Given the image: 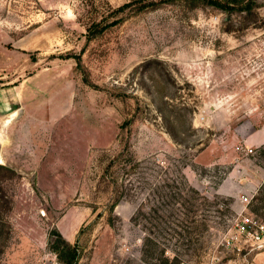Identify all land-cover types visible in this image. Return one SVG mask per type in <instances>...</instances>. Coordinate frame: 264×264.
I'll return each instance as SVG.
<instances>
[{
  "label": "rangeland",
  "instance_id": "rangeland-1",
  "mask_svg": "<svg viewBox=\"0 0 264 264\" xmlns=\"http://www.w3.org/2000/svg\"><path fill=\"white\" fill-rule=\"evenodd\" d=\"M253 1L0 0V264H62L54 230L75 264H264L223 244L237 211L264 220ZM146 204L162 216L151 233Z\"/></svg>",
  "mask_w": 264,
  "mask_h": 264
},
{
  "label": "trees",
  "instance_id": "trees-1",
  "mask_svg": "<svg viewBox=\"0 0 264 264\" xmlns=\"http://www.w3.org/2000/svg\"><path fill=\"white\" fill-rule=\"evenodd\" d=\"M206 2H209L217 7H220L222 9H250L251 6L253 5L254 1L253 0H205ZM112 166V162H109L107 165L106 170H108ZM184 188H187V192L191 195V198L194 200H199L202 199L207 200L205 196L201 194L198 190H196L191 184H187V182H184ZM185 202L189 204L188 206L185 205V209L187 210L186 214L191 217V222H195V218H193V215L195 214L196 211V202L191 201L189 199H185ZM138 214L141 215V217L145 218V221L148 224H144L143 226L149 233L152 232V229L150 226L153 224V221L155 219H160L162 216L158 212V208L154 207L152 204H146L143 207H139L137 210V214H135V219L138 218ZM198 228L197 226H193V228ZM203 227L205 228V224H203ZM149 229V230H148ZM145 232L144 236V244L147 245L148 249H153L156 246V243L153 241L151 238L150 234H146V231L143 229ZM192 231V230H191ZM189 233L190 230H187ZM53 235H56L55 239L50 240V245L52 249L55 251L58 259L62 264H75L78 258V247L76 243L72 244L68 240H66L62 235L57 231L54 230ZM179 233V232H178ZM180 234V233H179ZM164 250L160 251V254H163ZM178 260L175 259L174 263L169 262V258L164 256L161 264H177Z\"/></svg>",
  "mask_w": 264,
  "mask_h": 264
},
{
  "label": "built area",
  "instance_id": "built-area-1",
  "mask_svg": "<svg viewBox=\"0 0 264 264\" xmlns=\"http://www.w3.org/2000/svg\"><path fill=\"white\" fill-rule=\"evenodd\" d=\"M243 200H247V197ZM223 244L225 247L250 252L264 250V220L245 212L244 208L237 211L223 236Z\"/></svg>",
  "mask_w": 264,
  "mask_h": 264
},
{
  "label": "crops",
  "instance_id": "crops-1",
  "mask_svg": "<svg viewBox=\"0 0 264 264\" xmlns=\"http://www.w3.org/2000/svg\"><path fill=\"white\" fill-rule=\"evenodd\" d=\"M251 140H252L251 143H253L255 145L263 144L264 143V131L259 130L256 133H254L251 136ZM215 191L217 193H219V194H222V195H230V196H234L235 193H236L234 190L225 189V188H217Z\"/></svg>",
  "mask_w": 264,
  "mask_h": 264
}]
</instances>
